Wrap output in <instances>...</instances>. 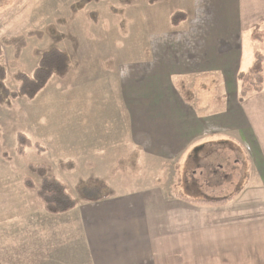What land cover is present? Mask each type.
Instances as JSON below:
<instances>
[{"label":"crops","instance_id":"crops-1","mask_svg":"<svg viewBox=\"0 0 264 264\" xmlns=\"http://www.w3.org/2000/svg\"><path fill=\"white\" fill-rule=\"evenodd\" d=\"M160 1L148 0L150 7H166L161 12V29L151 33H163L167 49L155 52L154 64L146 63L141 100L129 79L125 94L131 124L123 132L128 141L138 140L139 148L159 151L160 156L173 158L182 152L183 161L177 164L179 183L197 182L200 176L192 174L197 170L212 184L209 198L218 195L216 187L222 183L236 187V192L217 199L224 202L207 205L189 201L183 191L181 196L176 190L168 195L167 190L126 185L97 202L82 200L65 214H49L42 205L45 220L36 225L52 241L47 240V249L41 246L44 251L39 247L22 258L23 264H264V91L240 101L239 87L240 75L252 69L258 53L264 54L262 44L252 40L253 30L264 27V0ZM176 13L183 20L174 25ZM73 69L70 63V72ZM163 70L175 95L160 94L154 85L156 77L163 80ZM200 86H208L206 96ZM219 86L224 107L217 111ZM220 115L226 131L223 136L208 131V118L214 121ZM196 116L204 117L205 124ZM79 121L84 124L83 118ZM213 135L225 141L229 173L211 156L201 154L200 161L191 156L198 142ZM169 149L181 152L170 157L160 151ZM240 151L249 157L248 170L244 162L242 169L230 163L231 155L238 156ZM236 165H241L240 159ZM205 198L209 199L191 196ZM61 230H72L68 241L57 237Z\"/></svg>","mask_w":264,"mask_h":264},{"label":"rangeland","instance_id":"rangeland-1","mask_svg":"<svg viewBox=\"0 0 264 264\" xmlns=\"http://www.w3.org/2000/svg\"><path fill=\"white\" fill-rule=\"evenodd\" d=\"M118 1H0V68L10 91L19 88L18 74H32L43 52L50 48L68 53L74 67L71 72L69 67L66 77L53 75L34 99L5 96L6 101L0 102V264H23L22 258L30 257L41 246L47 249V240L52 241L51 236L43 237L36 225L45 220L37 194L44 177L62 181L79 200L82 199L77 189L92 182L106 185L110 193L130 185L137 190H167L168 195L176 190L181 196L183 191L187 199L211 197L208 194L212 184L206 176L201 178L197 170H192V174L200 176L197 182L179 183L177 164L183 158L181 149L160 150L170 157L181 152L177 157L166 158L159 151L139 148L138 140L128 141L123 132L131 124L125 94L127 83L129 79L130 83L134 81L137 86L132 83L131 87L141 100L146 63L156 62L155 52L167 49L168 38L163 33H151L161 29V12L166 7H150L148 0ZM149 1L154 4V0ZM155 17L157 22L152 20ZM83 64L85 67L80 70ZM163 71V80L156 77L154 85L160 94L170 96L174 94L173 88L167 71ZM201 88L206 96L208 86ZM221 92L219 86L217 111L224 107ZM82 118L84 124L80 125ZM195 119L205 124L204 117ZM208 119V131L222 136L226 133L222 115L214 121ZM215 122L219 127L215 125L214 129ZM20 142L26 144L21 147ZM190 151L195 161L203 159L201 154L211 156L215 163L224 166V173H229L225 141L221 137H206ZM239 159L241 165L237 166ZM248 161L243 151L238 156L232 154L230 159L232 166L240 169L246 163L247 170ZM236 190L222 183L216 187L218 195L214 198L222 200ZM57 233L61 234L58 238L68 241L72 230ZM44 249L41 247V251ZM72 249L75 254L76 248Z\"/></svg>","mask_w":264,"mask_h":264},{"label":"trees","instance_id":"trees-1","mask_svg":"<svg viewBox=\"0 0 264 264\" xmlns=\"http://www.w3.org/2000/svg\"><path fill=\"white\" fill-rule=\"evenodd\" d=\"M183 20L180 13L172 17V23L178 24ZM252 40L264 45V29L257 27L253 30ZM70 67L68 53L59 48H50L43 52L37 69L32 74H18L19 88L10 91L4 81V71L0 68V102L4 103L7 98L16 99L23 96L28 100L34 99L38 93L49 83L53 75H65ZM240 81V101H243L251 93L264 91V54H257V61L248 73H242ZM12 101V100H10ZM26 143L20 142L23 147ZM98 183V182H96ZM80 199L86 202H97L110 195L106 185H98L92 182L89 186L82 185L77 189ZM38 196L46 212L52 215L65 214L74 210L82 201L70 192L62 181L44 177L43 183L38 187ZM191 202H201L207 205L219 204L218 200L189 199Z\"/></svg>","mask_w":264,"mask_h":264},{"label":"flooded vegetation","instance_id":"flooded-vegetation-1","mask_svg":"<svg viewBox=\"0 0 264 264\" xmlns=\"http://www.w3.org/2000/svg\"><path fill=\"white\" fill-rule=\"evenodd\" d=\"M0 1H2V0H0Z\"/></svg>","mask_w":264,"mask_h":264}]
</instances>
